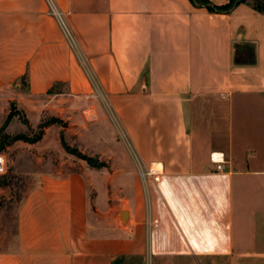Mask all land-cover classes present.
Segmentation results:
<instances>
[{
    "label": "crops",
    "instance_id": "crops-1",
    "mask_svg": "<svg viewBox=\"0 0 264 264\" xmlns=\"http://www.w3.org/2000/svg\"><path fill=\"white\" fill-rule=\"evenodd\" d=\"M12 104L38 126L90 111L97 146L81 152L105 166L33 164L0 264H264V13L251 2L0 0L3 125Z\"/></svg>",
    "mask_w": 264,
    "mask_h": 264
},
{
    "label": "rangeland",
    "instance_id": "rangeland-1",
    "mask_svg": "<svg viewBox=\"0 0 264 264\" xmlns=\"http://www.w3.org/2000/svg\"><path fill=\"white\" fill-rule=\"evenodd\" d=\"M56 109L58 108H54ZM20 113L28 120L29 126L20 118L11 125L9 131L15 136L25 134L30 138L36 137L40 133L39 126L32 125L25 112ZM86 114L84 117L88 119L84 121H77L69 114L68 116L72 117L70 120L59 118L61 123L47 127L42 138L44 141L35 144L18 141L12 148L0 152V155L5 157V171H0V248H7L15 243L18 211L34 181L32 165L48 166L52 174L67 175L79 170L84 164L80 158L71 154L66 146L80 152V146L86 147L87 150L97 146V143L91 141V133L96 129L95 115L90 111ZM43 118L42 121L48 122L56 117L44 114ZM110 120L111 127L116 130V123L113 119ZM3 122L4 111L0 108V128ZM4 165L2 163V167Z\"/></svg>",
    "mask_w": 264,
    "mask_h": 264
},
{
    "label": "trees",
    "instance_id": "trees-1",
    "mask_svg": "<svg viewBox=\"0 0 264 264\" xmlns=\"http://www.w3.org/2000/svg\"><path fill=\"white\" fill-rule=\"evenodd\" d=\"M196 5L206 7L210 11L214 12H224L229 13L231 12L238 4L242 2H251L255 8L264 13V0H231L229 4L221 7H215L211 5L207 0H192ZM15 116H20V118L23 120L24 124L29 126L28 120L21 116V113L19 111H16L12 104L11 112L3 125V127L0 129V152H4L7 150L8 147L12 146L14 143L18 141H22L29 144H35L42 140L44 136L45 129L53 124H59L62 121L59 118H52L48 122L42 121V123L39 125L40 133L34 137L30 138L25 134H18L16 136H11L6 133V128L11 122L12 118ZM66 149L73 155L77 156L78 158L86 161L90 166L102 168L105 166V163L99 162L96 158L89 157L82 152H80L78 149H71L69 146H66Z\"/></svg>",
    "mask_w": 264,
    "mask_h": 264
},
{
    "label": "built area",
    "instance_id": "built-area-1",
    "mask_svg": "<svg viewBox=\"0 0 264 264\" xmlns=\"http://www.w3.org/2000/svg\"><path fill=\"white\" fill-rule=\"evenodd\" d=\"M213 163L216 165V171H221L222 168H223V165L225 163L224 161V156L221 157L220 160H213ZM3 170V167H2V161H0V171Z\"/></svg>",
    "mask_w": 264,
    "mask_h": 264
},
{
    "label": "water",
    "instance_id": "water-1",
    "mask_svg": "<svg viewBox=\"0 0 264 264\" xmlns=\"http://www.w3.org/2000/svg\"><path fill=\"white\" fill-rule=\"evenodd\" d=\"M127 218H128V211H127V210H124V211L122 212V214H121V220H122L123 222H126Z\"/></svg>",
    "mask_w": 264,
    "mask_h": 264
}]
</instances>
